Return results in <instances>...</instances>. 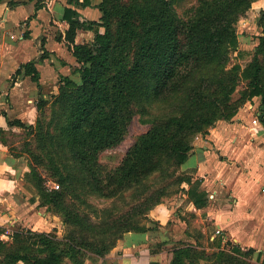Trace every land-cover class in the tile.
I'll use <instances>...</instances> for the list:
<instances>
[{"label": "trees", "instance_id": "1", "mask_svg": "<svg viewBox=\"0 0 264 264\" xmlns=\"http://www.w3.org/2000/svg\"><path fill=\"white\" fill-rule=\"evenodd\" d=\"M68 1L76 7L91 4L90 0ZM185 1L101 0L96 5L101 12L100 20L81 18L76 8H65L63 18L69 25L59 29L56 38L67 46L79 63L74 68L79 80L68 75L60 76L59 93L55 96L64 121L60 134L71 148L75 165L87 172L92 188L103 195H114L151 173L163 170V165L175 169L181 166L194 148L193 136L207 134L219 119L231 120L246 101L261 96L260 107L264 111V8L258 17L263 32L260 44L252 61L242 71L248 80L246 89L233 100L229 95L234 90L232 82L237 74L235 70H225L224 65L229 47L238 46V21L246 15L253 0H196V4L187 9V16L182 17L178 7ZM39 7L37 4L36 8ZM79 29L92 30L93 38L77 42ZM42 48L41 59H45L49 53ZM212 64L219 66L220 74L196 79L200 67ZM16 74L30 76L40 85V71L35 60L21 64ZM173 91L186 93L179 111L152 122L128 148L119 165L109 171L102 170L99 155L122 142L136 106L143 104L151 94L161 96ZM44 102L45 99L37 101L38 111ZM261 121L264 123V117ZM9 125L32 128L19 119H9ZM37 159L41 162L39 155ZM36 168L32 169L30 181L37 189L40 206L56 208L64 216V221L79 226L80 232H92L96 225H100L86 218L68 201L71 175L61 174L59 182L64 187L54 189L45 184ZM177 177L191 181V176ZM200 184L201 181L196 179L188 190L197 208L208 202V193L200 188ZM2 232L0 227V234ZM11 236V243L0 237V264L20 261L63 264L66 255L86 254L88 250L104 256L116 244L109 245L103 239L100 243L89 242L87 236L80 237L78 242H75L76 238L66 242L53 232L20 229H15ZM255 252L258 258L264 256L262 251L253 247L243 250L238 245L232 249L221 248L209 256H218L216 264L238 261L255 264L246 256ZM205 254L190 244L178 246L173 249L169 264H184L183 258L188 264H200L197 259L207 256ZM150 264L160 263L151 261Z\"/></svg>", "mask_w": 264, "mask_h": 264}, {"label": "rangeland", "instance_id": "2", "mask_svg": "<svg viewBox=\"0 0 264 264\" xmlns=\"http://www.w3.org/2000/svg\"><path fill=\"white\" fill-rule=\"evenodd\" d=\"M195 4L196 0L185 1L178 7L179 14L186 17V12H189L187 9ZM263 8L264 0L252 1L246 15L240 17L237 24L238 46L228 49L224 69L230 72L235 70L237 74L235 81L232 82L234 90L229 95L233 100L239 98L246 89L248 80L243 77L242 71L252 61L260 44L263 32L258 17ZM92 34L94 36L93 31ZM208 66L210 68H205ZM208 66L200 67L195 74L196 79L221 73L216 64ZM74 76L73 78L79 80V74ZM58 93L59 84L44 89V95L39 99H45V102L42 109L37 112L35 122L30 124L32 128L6 131L5 143L16 154H22L27 159L29 168L26 174L29 180H32L31 172L35 166L48 187L60 183L61 174L71 175L67 188L68 201L82 215L100 225H96L92 232H80V227L65 222L64 216L56 208L40 206L45 215H40L42 219L33 223L34 226L38 225L37 228L24 226L23 223L2 226L3 232L0 237L3 240L11 243L13 231L20 229L53 232L66 242L71 238H76L75 242H78L81 240L80 237L87 236L89 242L100 243L103 239L110 245L117 243L123 236L124 233L121 231L123 229L150 228L155 230L156 239H159L164 231L182 235L183 238L176 241L169 240V246L165 248L172 253V257L175 247L190 244L198 251H205L207 255L197 259V262L216 264L218 256L209 255L217 250L232 249L234 245L243 250L248 247L243 248L232 240L228 234L232 227H241L243 232L248 231L250 227L257 228L260 234L263 232L264 123L261 117H264V111L260 107L261 96L246 101L231 120L219 119L209 128L207 134L197 133L193 136L195 146L196 143H201L203 139L211 136L214 128H218V137L212 141L214 148L211 145L208 148L210 152L204 156L208 159L209 168L201 174H197L196 166L183 170V164L176 169L163 165V170L151 173L114 195H103L92 188L87 172L75 165L71 148L61 138L60 128L64 121L62 109L55 101ZM185 97L184 91H173L161 96L151 94L143 104L137 105L128 133L122 142L99 155L102 170L109 171L119 165L135 139L155 120L177 113ZM37 155L41 157V162L38 161ZM189 170L193 173H188ZM181 175L191 176V181L177 177ZM196 179L201 181L200 188L208 193V202L201 208H197L188 195V190ZM63 187L61 184L60 188ZM189 202L198 210L188 209ZM46 225H49L48 230ZM153 245V251L163 248L162 243L154 242ZM246 256L251 263H264V256L258 258L257 252L252 256ZM100 257L103 256L87 250L86 254L66 255L63 264H88V261L95 262ZM224 260L226 261V258ZM183 261L184 264H188V260L183 258ZM233 263L246 264L239 261Z\"/></svg>", "mask_w": 264, "mask_h": 264}, {"label": "crops", "instance_id": "3", "mask_svg": "<svg viewBox=\"0 0 264 264\" xmlns=\"http://www.w3.org/2000/svg\"><path fill=\"white\" fill-rule=\"evenodd\" d=\"M100 1L90 0V5L76 7L68 0H0V227L23 223L24 226L37 228L38 225L33 223L39 222L42 219L40 215L44 214L40 209L37 189L27 178V159L5 143L6 131L21 129L17 125H9V119L33 124L38 112L36 103L44 95L43 90L59 84L61 75L73 78L78 74L74 71L79 65L75 56L56 36L59 29L68 28L69 24L63 18L66 7L76 8L81 18L100 20L101 12L96 7ZM37 4L39 8H36ZM92 36V30L79 29L76 41L86 42ZM42 47L49 53L45 59H41ZM31 60L37 62L40 85L30 76L16 74L21 64ZM212 131L211 136L207 135L203 142L196 143L184 163L186 165H182L183 170L196 166L197 174H201L209 168L208 159L204 156L210 152L208 148L219 134L218 128ZM188 173L193 172L189 170ZM188 209L198 210L190 202ZM46 227L48 230L49 225ZM154 232L152 229L125 232L105 256L95 262L90 260L88 264H150L151 261L169 264L172 253L165 249L169 240L183 237L164 231L156 239ZM228 234L243 248L253 247L264 253V229L260 234L257 228L250 227L243 232L241 227L235 226ZM154 242L162 243L163 248L153 251ZM17 264L28 263L20 261Z\"/></svg>", "mask_w": 264, "mask_h": 264}, {"label": "built area", "instance_id": "4", "mask_svg": "<svg viewBox=\"0 0 264 264\" xmlns=\"http://www.w3.org/2000/svg\"><path fill=\"white\" fill-rule=\"evenodd\" d=\"M50 188H54V189H58V188H60V185H59V183H57V184H54L52 187H50ZM1 226V225H0Z\"/></svg>", "mask_w": 264, "mask_h": 264}]
</instances>
